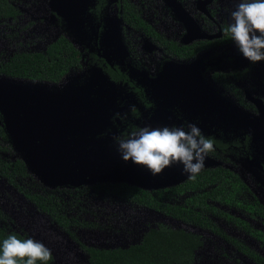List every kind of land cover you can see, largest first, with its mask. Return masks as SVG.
Returning <instances> with one entry per match:
<instances>
[{
  "label": "rangeland",
  "instance_id": "1",
  "mask_svg": "<svg viewBox=\"0 0 264 264\" xmlns=\"http://www.w3.org/2000/svg\"><path fill=\"white\" fill-rule=\"evenodd\" d=\"M62 1L14 0L13 3L19 10V16L14 20L0 19V63L16 52L43 51L48 44L60 36L71 41L79 51L78 44L80 41L78 39L80 37L77 33L80 32V29L73 23V20H70V16L64 13ZM213 4V8L219 13L220 22L218 23L220 26L227 24L229 21L228 10L234 8H231L227 2L223 3L220 0H216ZM205 27L206 33L209 35H214V32L216 34L219 29L217 28L218 24L216 27L214 23H209ZM171 28H176V26L171 25ZM167 34H169V38L174 39L172 30H168ZM161 49L156 47L155 54L147 55V57L144 53L140 54L139 52L140 55H137L136 63H139L141 73L156 78ZM199 59L200 61L194 64L188 61L180 69L183 71L181 73L178 71L179 76L176 80H179L183 88L188 86L192 77L201 74L200 71H203L202 74L204 75L206 69L203 70V67L210 65L211 61L225 66H233L232 68H240L249 62L239 54L233 43L201 54ZM168 62L169 64L172 63L173 66L179 65L173 60ZM83 68L84 61L81 60L77 68L68 70L62 80L61 77L55 82L16 78L6 75L0 70V159L11 161L21 159L27 168L25 174L19 173L13 177L4 176L0 173V226L6 230L19 232L25 237L31 236L44 243L51 250L55 264H85L87 262L85 246L126 247L139 242L146 230L157 227L159 224L184 229L201 236L203 243L196 250L195 261L192 264H258L252 257L243 253L236 243H231L222 235H227L237 243L245 245L264 257V242L257 236L258 231L264 232V218L250 214L243 208L254 197L264 205V186L262 185L264 176L262 178L259 171L249 166L244 158L241 159L228 154L213 156L209 153L205 159V167L219 165L233 167V171L241 176L250 189V191L245 189L235 191L232 197L229 196L232 200L231 203L222 204L218 201L211 204L214 207V213L208 208L204 210L209 216L214 214L212 217L216 218L215 223H213L216 226L215 230L197 227L163 212L93 188L96 183L107 182H128L145 189L163 187L174 184L172 180L176 178V172L158 178L150 174L147 175V170L143 167L134 170L132 167L124 168L119 165L117 168L110 166L106 170H91L83 179H77L73 182L55 183L52 180L44 179L28 166L22 143H16L14 134L8 127V114L6 113L5 116L3 111L5 110L4 99L2 98L4 92L16 89L31 90L34 86H42L50 90L53 87L49 86H54L57 89H53L62 91L63 95L60 97L65 99L64 103L67 100H73L71 101L73 103H77V101L81 103V98L75 96L73 89H78L80 86H76L75 81L82 77ZM207 73H210V69ZM91 74L93 79L98 77L95 68ZM236 86L238 91L235 93L220 89L219 91L225 96L219 91L210 92V86H208L209 90L206 86L203 88L207 90L206 93L209 92L211 101L225 105L223 106L225 110L235 117L245 115L240 108L249 111L250 117L257 124L255 130L264 138V61L250 66L244 77L236 82ZM115 92L117 93L118 90L116 89ZM55 94L58 95L56 92ZM116 96L117 94L113 100L121 103V99L125 100V96L129 95ZM73 103L70 104V107L74 105ZM70 107L64 109L63 112L70 113ZM254 107L256 108L254 109ZM113 108L111 110L104 109L101 112L96 105L93 107L89 104L84 109H77L74 117L80 120L89 117L93 120L91 126L98 124L99 120H107L108 125L111 126L113 117L125 116V110L119 113ZM55 109L56 107L53 105V110L55 111ZM161 110L158 108L159 113H162ZM70 115L72 114L70 113ZM99 128H95L98 130L95 134L92 133L95 136L93 141L101 139L102 143L98 146L107 151H115L116 147L113 142L115 134L111 128L107 127L103 132H100ZM69 138L76 140L78 137L69 136ZM2 147L6 149H2ZM112 164H115V161ZM186 176L188 175L184 174V178ZM191 194V192L182 195L174 194L168 200L173 203L184 204L187 197L192 196ZM40 195L45 198L50 196L48 200L55 204L57 212L67 218L68 224L66 226L52 220L29 197ZM167 197L168 195L164 198ZM222 212L232 216V221L230 218H225V214ZM239 220L241 221L239 222Z\"/></svg>",
  "mask_w": 264,
  "mask_h": 264
},
{
  "label": "flooded vegetation",
  "instance_id": "2",
  "mask_svg": "<svg viewBox=\"0 0 264 264\" xmlns=\"http://www.w3.org/2000/svg\"><path fill=\"white\" fill-rule=\"evenodd\" d=\"M215 2L216 0H63L64 13L70 16V20H73L81 34L77 33L80 40L76 37L80 41L79 51L70 41L77 49L79 62L84 61L82 77L77 78L75 84H77L76 86L80 85L78 88L85 86L87 106L89 104L93 107L96 105L102 112L104 109L111 110L116 104L113 108L114 111L121 113L125 110L124 117L118 115L111 119V126L108 125L107 120H99L96 127H100V132L110 127L115 135L125 133L127 135L130 130L145 125L159 127L189 122L196 123L202 133L213 140L214 151L210 153L211 155L228 154L244 158L246 163L257 169L263 178L264 138L255 130L256 121L250 117L251 114L246 109L240 108L245 115L237 117L228 113L223 107L225 105L211 101L209 92L206 93L207 90L203 88L206 86L208 89L210 86V92H218L221 89L235 93L238 91L236 82L240 81L249 67L257 62H248L247 65L240 68H232L233 66H225L211 61L210 65L203 67V70L206 69L204 75L203 71H200L201 74L192 77L185 88L180 85L179 80H176L179 73L183 71L180 69L188 61H191L192 64L198 63L201 54L232 43L223 31L227 24L220 26L218 23L220 22L219 13L213 8ZM220 2H227L231 8H235L238 0H220ZM209 23H214L216 27L218 24L217 28L219 29L216 34L215 32L214 35L206 33L205 25ZM171 25L176 28L172 29ZM168 30H172L174 39L169 38ZM156 47L164 50L161 49L162 53L159 56L158 74L156 78H151L140 72L136 59L139 52L140 54L144 53L145 57L155 54ZM169 60H173L179 65L173 66L172 63L169 64ZM77 66L78 64L74 65L76 68ZM93 68L98 74L96 79L92 78ZM208 69H210V73H207ZM64 77L65 75L61 80ZM124 90L126 94H123ZM220 93L225 96L224 93ZM116 94V97L118 95L129 96H125V100L121 99V103H117L116 100H113ZM93 96L94 98H92ZM158 108L163 109L162 113L158 112ZM85 132H82L84 136L81 139V144H73V148L68 151L75 163H82L78 157L79 150L87 151L92 157L95 146L102 143L101 139L93 141L95 138H93L92 131ZM69 136L73 137L76 134L69 133L66 138ZM79 146L84 149H79ZM80 155L82 154L80 153ZM204 168H225L242 180L244 187L242 189L250 191L241 176L233 171V167L219 165ZM99 170L102 169L95 171ZM103 170L106 169L103 168ZM82 171L84 170L81 169L80 172ZM173 172H176L177 175L172 180L174 184L146 189L151 191L157 188L173 187L189 177L184 178L182 168L176 164L166 168L156 177L162 178L165 175L173 174ZM262 185L264 186V181ZM190 192L193 195L195 192L197 193V190L184 191V193ZM184 193L165 191L164 197L166 195L168 197L164 200L173 203L168 200L169 197ZM215 202L206 199L203 207L213 212L214 207L211 204H215ZM249 203L253 210H244L264 218V205L256 197ZM196 210L201 211L199 207H196ZM212 215L206 216L208 222H211L210 227H201L193 222L181 221L213 230L216 228L213 224L216 218ZM224 216L227 219L230 218L227 214ZM257 234L259 239L264 242V232L258 231ZM239 248L245 253L242 247L239 246Z\"/></svg>",
  "mask_w": 264,
  "mask_h": 264
},
{
  "label": "trees",
  "instance_id": "3",
  "mask_svg": "<svg viewBox=\"0 0 264 264\" xmlns=\"http://www.w3.org/2000/svg\"><path fill=\"white\" fill-rule=\"evenodd\" d=\"M13 1L0 0V19L17 18L19 10ZM77 53V49L70 41L64 36H60L48 44L43 51H20L12 54L7 60L0 63V70L2 73L16 78L55 82L75 64H79ZM123 135H126V133ZM2 149L6 148L2 147ZM26 169V165L21 159L13 161L0 159V173L4 176L13 177L19 173L25 174ZM93 188L115 194L133 203L171 215L176 219L193 222L201 227H210L211 222H208L207 214L203 210L207 209L203 207L206 199L214 202L231 203L230 197L234 195L235 191L238 192L244 187L242 180L225 168H204L195 179L188 177L175 186L168 188H157L149 191L127 182L96 183ZM169 190L177 193H184L186 190H197V193L195 192V194L188 197L184 204L168 203L164 200V192ZM200 190L202 191L200 192ZM29 197L52 220L63 226L68 224L67 218L59 214L55 204L48 200L50 196L46 198L41 195ZM196 207H199L201 211L196 210ZM243 208L253 210L250 203ZM230 219L233 218L230 217ZM8 234H18L20 238H26L19 232L6 230L0 226V240ZM222 235L232 243L242 247L243 251L252 257L256 263L264 264L263 256L243 246V244L237 243L227 235ZM201 245L200 235L184 229L159 224L157 227L146 230L139 242L126 247L100 248L85 246L84 250L87 253L85 264H192L195 261V252ZM47 264H55L53 256Z\"/></svg>",
  "mask_w": 264,
  "mask_h": 264
},
{
  "label": "clouds",
  "instance_id": "4",
  "mask_svg": "<svg viewBox=\"0 0 264 264\" xmlns=\"http://www.w3.org/2000/svg\"><path fill=\"white\" fill-rule=\"evenodd\" d=\"M229 21L223 31L239 54L250 63L264 61V0H238L228 10ZM113 142L125 163L142 166L150 175L161 174L176 164L192 179L204 169L214 143L196 123L145 125L127 135H114ZM51 250L31 236L8 234L0 240V264H47Z\"/></svg>",
  "mask_w": 264,
  "mask_h": 264
},
{
  "label": "water",
  "instance_id": "5",
  "mask_svg": "<svg viewBox=\"0 0 264 264\" xmlns=\"http://www.w3.org/2000/svg\"><path fill=\"white\" fill-rule=\"evenodd\" d=\"M84 87L73 89L75 96L81 98V103L71 102L73 100H67L64 103L65 99L60 97L63 95L62 91L53 88L49 90L42 86H34L35 89L31 90L5 91L2 97L5 106L3 111L5 116L6 113L8 114V127L13 132L16 143H22L28 166L48 181L73 182L83 179L91 170L108 169L110 166L117 168L121 165L124 168L132 167L134 170L142 167L130 162L125 163L120 159L116 150L107 151L98 145L92 151V157L87 151L79 150L78 157L82 163H75L70 157L68 151L73 148V144H81V139L84 136L82 132L92 131L93 133L97 126V124L91 126L93 120L89 117L83 120L74 117L77 109L88 107ZM55 92L58 94L57 96ZM71 103L74 105L70 107ZM53 105L56 107L55 111ZM68 106L71 108L72 115L63 112L64 109L69 108ZM69 133H75V137L78 138L76 140L66 138ZM93 137L95 136L93 135ZM86 147L88 149V145ZM79 149L83 150L84 147L82 149L79 146ZM114 161L115 164H112ZM81 169L84 171L80 172ZM146 174L148 175L149 172L146 171Z\"/></svg>",
  "mask_w": 264,
  "mask_h": 264
}]
</instances>
